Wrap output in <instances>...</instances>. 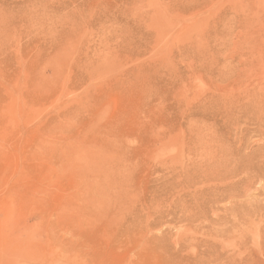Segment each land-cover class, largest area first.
I'll return each mask as SVG.
<instances>
[{
	"label": "rangeland",
	"instance_id": "1",
	"mask_svg": "<svg viewBox=\"0 0 264 264\" xmlns=\"http://www.w3.org/2000/svg\"><path fill=\"white\" fill-rule=\"evenodd\" d=\"M0 264H264V0H0Z\"/></svg>",
	"mask_w": 264,
	"mask_h": 264
},
{
	"label": "bare ground",
	"instance_id": "2",
	"mask_svg": "<svg viewBox=\"0 0 264 264\" xmlns=\"http://www.w3.org/2000/svg\"><path fill=\"white\" fill-rule=\"evenodd\" d=\"M252 96H254V99L252 100V106H253V104L255 105L258 101H262L260 95H258V94H256V93H253V94L251 95V97H252Z\"/></svg>",
	"mask_w": 264,
	"mask_h": 264
}]
</instances>
